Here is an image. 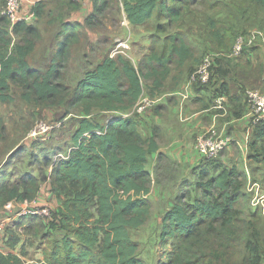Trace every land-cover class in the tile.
<instances>
[{
  "label": "trees",
  "instance_id": "obj_1",
  "mask_svg": "<svg viewBox=\"0 0 264 264\" xmlns=\"http://www.w3.org/2000/svg\"><path fill=\"white\" fill-rule=\"evenodd\" d=\"M47 1L38 0L34 6L37 18L45 15ZM4 2L0 0V104L12 102V91L19 88L20 98L27 103L64 106L66 115L79 110L83 117L67 158L45 159L51 169L49 177L44 169L38 175L26 172L17 179L12 173L0 172V209L12 202L36 200L42 183L49 178L61 205L53 210L48 223L27 215L18 224L28 237L49 243L45 264H147L132 232L152 215L148 195L154 181L147 164L158 144L140 132L139 114L103 125L95 113L130 114L146 92L153 100L167 92L170 78L173 87L168 91L186 78L190 83L204 58L214 54L210 82L190 86L211 90L213 104L219 96L227 98L220 64L232 60L227 55L240 36L252 32H247L249 29L264 30V0H94V11L85 24L65 21L60 35L63 40L46 71L32 67L29 61L42 39L40 28L28 22L12 25L1 15L7 0L5 6ZM218 12L224 20L211 15ZM107 13L116 23L126 15L133 26L143 27L151 38L148 53L135 66L123 54L112 57L108 49L75 87L67 84L65 72L74 48L82 41L81 30L104 27L102 19ZM220 20L228 28L218 29ZM186 23L202 31L215 46L202 60L195 46L202 34L184 32ZM262 30L258 31L264 33ZM251 128L257 136L253 146L257 147L264 143V124ZM6 133L0 115V140ZM219 157L201 160L193 170L195 182L183 183L184 189L164 214L160 242L169 250L166 261L159 264H263L264 217L251 205L246 176L239 165L235 161L225 164ZM4 240L19 255L0 251V264H36L23 259V242L16 237Z\"/></svg>",
  "mask_w": 264,
  "mask_h": 264
},
{
  "label": "rangeland",
  "instance_id": "obj_2",
  "mask_svg": "<svg viewBox=\"0 0 264 264\" xmlns=\"http://www.w3.org/2000/svg\"><path fill=\"white\" fill-rule=\"evenodd\" d=\"M5 3L6 0L4 6ZM93 4L94 0H48L46 2V13L41 19L37 18L33 12L27 14L34 15L33 19L28 23L35 24L42 32V39L38 43L35 52L29 58L31 66H37L46 71L52 65L56 43L61 38L60 35L65 21L71 18L74 20V17H77L79 13V11L72 7L74 5H79L81 8H88ZM24 8H26L25 2L23 9ZM1 15H3V12ZM211 15L224 20L223 14H220V12ZM102 20L104 27L98 30H87L88 28H84V31H82V41L73 50L70 66L65 72L66 83L73 87H75L77 82L83 77L86 70L94 68L96 64L102 60L106 50L109 49L111 52L115 50L119 42L118 40H125L128 35L127 28L121 22H114L110 13H107ZM222 20H220V23L218 24V29L220 30L222 28H228V24L221 22ZM190 23L193 24L192 22ZM186 26L187 29L185 28L186 30L184 29V32L195 31L198 32V35L202 34V31L199 29H191V27L188 26V23H186ZM131 29L132 41L134 40V31L137 34H140V29L144 31V36H148L146 33L147 31L140 27L134 29L131 26ZM258 30L262 29L255 27L249 29L247 32ZM205 32L206 31H204V33ZM94 34H98L101 37L96 43L89 40L90 35ZM194 36H196V34H194ZM107 39L112 41L111 44L103 43ZM260 42L261 40H258L255 45ZM195 46L201 60L208 50H215L213 42L207 38L205 34H202L201 38H199V42L196 43ZM252 47H246V51ZM171 87H173L172 78H170L167 83L165 91H168ZM249 90L252 89L247 88L246 92ZM144 96L149 97L147 92ZM11 97H13V101L9 104H0V115L5 120L7 126V133L5 137L0 140V172L12 173L15 175V179L21 177L26 172H34L38 175L39 170L41 169H44L45 172L48 173L49 168L45 165V159L51 161L66 159L69 153L74 149L75 143L73 141V136L80 118L83 117V113L79 110H72V113L66 115V107L64 106L48 107L46 105L27 103L20 98L19 88L13 89ZM154 108L155 106L149 109L147 113ZM122 116V113H95V118L103 125H107L113 119L121 118ZM129 117H134V114ZM41 122L52 125L55 128L45 137L38 139L29 138L31 130ZM231 137L235 140L230 147L232 151L235 152L230 153L232 160H234L243 171L247 183L248 178L250 177L253 181L259 182L264 190V143H259L257 147L252 148L251 152H253L254 157H252V161L249 162L250 159H246V153H243L241 150H239L241 151L239 152L235 148L236 143L241 141L239 137L235 135ZM225 153L226 152H224V154ZM224 154L219 157L218 160L223 158V156L224 158H227V156L230 155L228 153ZM246 167L249 170H247ZM248 172L249 174L247 175ZM192 178L196 180V174H194ZM186 183L190 185L193 182ZM171 188L172 185H166V188L163 191L168 192ZM43 191L44 194L49 195V191L45 188ZM156 191H160V189L158 190L157 187H154L153 192L149 197V201L152 204L151 218L142 228L132 232L133 240L140 245L142 258L147 264H159L160 262H165L166 254L169 250V248H164L161 245L160 235L162 232L164 212L167 209V203L170 199L164 200L161 196H158V193L156 194ZM35 202L37 205L45 207L52 212L59 204V202L52 197L43 202L37 200H35ZM31 203L32 202L25 203L24 206L19 205L20 207L13 206L10 209H5V211H9V213L11 212L10 214L12 218L18 216V219L17 221H11V226L7 228L5 235H0V244H4L2 238L5 236L9 237V239L16 237V239L25 244L24 252L28 260L31 259L40 264L41 259L39 258L41 256L45 257V253L49 249V243L40 238H34L32 236L28 237L24 230L18 229L20 227L18 226L19 222L23 221L21 219L23 215L21 214L27 211L26 208H28ZM1 218L3 217H0V219ZM2 220H4V218L0 221ZM42 220L47 223L49 222V219Z\"/></svg>",
  "mask_w": 264,
  "mask_h": 264
},
{
  "label": "crops",
  "instance_id": "obj_3",
  "mask_svg": "<svg viewBox=\"0 0 264 264\" xmlns=\"http://www.w3.org/2000/svg\"><path fill=\"white\" fill-rule=\"evenodd\" d=\"M37 2L38 0H25L26 8L23 9V14L27 15L33 12ZM77 11H79L77 17H74V20L72 18L68 19L66 22L85 24L86 18L93 13L94 7L91 5L88 8H80ZM120 22L128 30L125 40H118L128 44V49L124 51L123 55L128 56L135 66H138L142 57L148 53L150 48V34L146 32L148 36H144V31L141 29L140 34L134 31V40L132 41L131 26L134 29L136 26L129 22L126 15L123 16ZM140 28L144 29L143 27ZM81 31H84V29ZM100 39L101 37L98 34L90 35L89 37V40L93 43L98 42ZM62 40L63 37L57 41L55 53L58 42ZM114 51L110 52L111 56L116 54ZM118 55L120 54H116L114 57ZM32 67L40 69L37 66ZM40 70L45 71L43 69ZM220 74L222 82L228 86V92L226 93L228 101L226 106L228 108L225 114L213 108L211 90L198 91L190 86L191 84L186 78L176 88L158 97L154 105L155 108L152 111L140 115V132L146 138H154L158 144L157 152L149 157V167L147 164V170L151 173L154 181L148 198L151 196L154 187H157L158 190L160 189V191H156V194L158 193V196H161L164 200L170 199L164 214L174 204L175 197L182 192L183 183L195 181L192 178L194 176L193 170L201 164V156L196 151L195 144L198 136L211 126L216 125L226 136L235 135L239 137L241 141L236 143V150L246 153V159L249 158V162L252 161L251 158L254 155H252L253 152L251 150L254 147L253 144L257 140V136L250 125L245 91L250 88L264 92V40L247 50L243 56L222 61ZM231 146L232 144L226 149V153H235L230 148ZM221 161L228 165L234 164L231 154L227 158L223 156ZM50 171L51 169L46 173L48 177ZM166 185H172L168 192L163 191ZM44 188L49 191V195L44 194ZM51 197L59 202V207L61 202L53 194L51 180L48 178L47 181L42 183L41 191L36 200L43 202ZM8 205L20 207L19 205L24 206L25 203L12 202ZM58 207L54 208V210ZM5 209L6 207L0 209V217H3L4 220L17 221L18 216L12 218L11 212L9 213ZM5 233L3 234L5 235ZM4 238H7V236ZM4 238H2L3 241L6 240ZM2 248L4 251L0 250L1 252L19 255L18 250L10 249L5 243ZM23 259L30 263H39L31 259L28 260L27 256L23 257ZM39 259H41L40 264H45V257L41 256Z\"/></svg>",
  "mask_w": 264,
  "mask_h": 264
},
{
  "label": "built area",
  "instance_id": "obj_4",
  "mask_svg": "<svg viewBox=\"0 0 264 264\" xmlns=\"http://www.w3.org/2000/svg\"><path fill=\"white\" fill-rule=\"evenodd\" d=\"M24 2L25 0H7L3 15L8 17L12 25L19 22H30L33 19V14H23ZM258 40H264V33L261 31H252L246 36H240L236 40L232 52L228 54L227 57L232 59L241 57L244 54L246 47L249 48L255 46V43ZM126 49H128L127 42H119L114 53L124 54V51ZM116 54H114L112 57H114ZM214 57L215 54L204 58L201 66L191 77L190 84H207L210 82L214 73ZM246 98L251 127H256L258 125L264 124V92H261L259 90H249L246 92ZM155 102L156 100H153L150 97L143 96L137 103L133 111L130 114H125L123 116L129 117L133 114H144L155 105ZM227 102L228 101L225 96H219L214 101L213 108L221 111L222 114H225L227 112ZM54 128V126L48 125L43 122L38 123L36 127L33 128V130H31V132L29 133V138L31 137L33 139H38L41 137H45ZM233 142H235V140L232 137L226 136L222 131L219 130L216 125H213L198 136L195 144V149L200 154L202 159L214 160L217 159L221 155V153L224 152L231 144H233ZM246 189L251 198L252 207L259 209L264 217V190L261 184L259 182L253 181L249 177ZM12 207V205L6 206V208L8 209ZM26 209L27 211L23 212L21 215H34L42 219L49 220L52 217V211L45 207L37 205L35 200L34 202L32 201V203ZM9 226H11L10 220L6 219L0 221V234L6 232ZM0 250L4 251L1 244Z\"/></svg>",
  "mask_w": 264,
  "mask_h": 264
}]
</instances>
